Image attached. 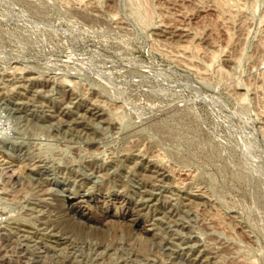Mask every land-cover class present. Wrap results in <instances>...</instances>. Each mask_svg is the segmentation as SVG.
<instances>
[{"label": "rangeland", "instance_id": "obj_1", "mask_svg": "<svg viewBox=\"0 0 264 264\" xmlns=\"http://www.w3.org/2000/svg\"><path fill=\"white\" fill-rule=\"evenodd\" d=\"M0 264H264V0H0Z\"/></svg>", "mask_w": 264, "mask_h": 264}, {"label": "bare ground", "instance_id": "obj_2", "mask_svg": "<svg viewBox=\"0 0 264 264\" xmlns=\"http://www.w3.org/2000/svg\"><path fill=\"white\" fill-rule=\"evenodd\" d=\"M17 167V166H16ZM22 170V169H21ZM86 207V206H85ZM70 208V207H69ZM72 209V208H71ZM67 226V225H66ZM66 229V228H65Z\"/></svg>", "mask_w": 264, "mask_h": 264}]
</instances>
